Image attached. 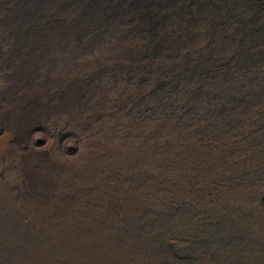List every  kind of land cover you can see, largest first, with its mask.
<instances>
[{
  "label": "rangeland",
  "instance_id": "374dc122",
  "mask_svg": "<svg viewBox=\"0 0 264 264\" xmlns=\"http://www.w3.org/2000/svg\"><path fill=\"white\" fill-rule=\"evenodd\" d=\"M168 1L0 0V264L49 213L19 193L25 172L102 136L132 147L84 158L115 241L158 264H264V17L229 16L252 0Z\"/></svg>",
  "mask_w": 264,
  "mask_h": 264
},
{
  "label": "bare ground",
  "instance_id": "6f19581e",
  "mask_svg": "<svg viewBox=\"0 0 264 264\" xmlns=\"http://www.w3.org/2000/svg\"><path fill=\"white\" fill-rule=\"evenodd\" d=\"M30 99L31 96H28L29 103ZM129 150H132L131 145L125 143L122 137L102 136L96 138L94 143L91 140L88 144L80 143L75 155L69 156L68 160L62 159L64 165H58L52 159H45L37 164L40 166L39 170L26 171L19 193L27 192L35 199L45 201L49 213L44 214L45 216H32L36 226L34 234H38V237L34 236L31 242L18 239L15 243L22 245L27 251L17 257L6 255L3 264H158L141 253V243L133 240L118 243L113 238V231L107 222L91 217L94 208L89 209L90 202L105 199L110 193V187L107 180L101 179L97 173L83 170L86 163L84 158L101 151L112 153L117 163H123ZM159 159L162 161L164 157ZM151 169L159 178L166 174L174 175L163 166ZM5 178L8 182H13L10 178ZM45 190H50L51 195L46 196ZM65 191L72 192L73 196H64ZM10 192L4 182L0 181V200H8ZM143 192H139L141 196ZM151 192L154 199L165 193L158 187H152ZM124 205L126 210L131 207L129 201ZM1 244L12 245L3 239Z\"/></svg>",
  "mask_w": 264,
  "mask_h": 264
},
{
  "label": "trees",
  "instance_id": "16d2710c",
  "mask_svg": "<svg viewBox=\"0 0 264 264\" xmlns=\"http://www.w3.org/2000/svg\"><path fill=\"white\" fill-rule=\"evenodd\" d=\"M140 1H143V0H140ZM171 1H174V0H169L168 1L169 3H167V5L168 4L169 5H175V2H177L178 0H175L174 2H171ZM179 1H181V0H179ZM228 2L231 3L232 1L231 0H211V8L216 9L215 7H221V6L227 7V5L229 4ZM250 3H254V4L248 5L246 3L247 5H245L243 7L241 5H239L237 7H235L234 5L230 6V8L227 9V12L229 13V16H231V18H233V19L239 18L240 23L243 24L245 22L243 19L244 13L247 12L250 8L253 10L252 7H254V10H255V12L253 11L254 16H253V18L248 19V20H253L252 22L257 24L258 20H260L261 18L264 17V0H252V1H250ZM231 21H234V20H230V22Z\"/></svg>",
  "mask_w": 264,
  "mask_h": 264
}]
</instances>
